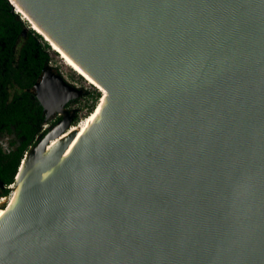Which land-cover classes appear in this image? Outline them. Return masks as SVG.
<instances>
[{
	"label": "water",
	"instance_id": "obj_1",
	"mask_svg": "<svg viewBox=\"0 0 264 264\" xmlns=\"http://www.w3.org/2000/svg\"><path fill=\"white\" fill-rule=\"evenodd\" d=\"M22 1L108 102L43 179L81 90L37 82L64 117L0 179L3 207L40 162L0 219V264H264V0Z\"/></svg>",
	"mask_w": 264,
	"mask_h": 264
},
{
	"label": "trees",
	"instance_id": "obj_2",
	"mask_svg": "<svg viewBox=\"0 0 264 264\" xmlns=\"http://www.w3.org/2000/svg\"><path fill=\"white\" fill-rule=\"evenodd\" d=\"M24 23L19 19L18 14L14 12L13 6L9 0H0V39L6 44H0V56L8 57L6 64L0 67V84L1 91H6L8 86L10 90H15L12 98H0V138L5 133L17 132L16 140L13 143L21 142L15 148H4L0 139V179L9 185L15 181L21 159L28 150L29 143L33 140L35 132L41 126L38 117H43V107L38 100L31 97L28 88H33L35 83L41 78L44 64L46 63V55L41 54V50L37 46V40L32 35L25 38L22 35ZM33 32L43 39L38 32ZM14 38L22 39L24 46L20 62L23 63L24 56H27L26 63H20L17 68L11 64V57L7 54L12 51ZM46 44L49 46L47 41ZM43 56V57H42ZM101 93L98 92L94 96L93 102L88 107L87 114L82 117H75L74 123L83 120L96 107ZM37 111L39 114H35ZM5 194H9V188H5Z\"/></svg>",
	"mask_w": 264,
	"mask_h": 264
},
{
	"label": "bare ground",
	"instance_id": "obj_3",
	"mask_svg": "<svg viewBox=\"0 0 264 264\" xmlns=\"http://www.w3.org/2000/svg\"><path fill=\"white\" fill-rule=\"evenodd\" d=\"M13 3L17 7V11L21 12L22 15L29 21H32L33 28L37 30V32L41 33L42 36L51 44L54 50H57L63 61L71 66L75 71L79 72L83 75L87 81L93 84L102 92V98L99 106L91 112L83 121L78 125L69 126V133H66V130L60 137H53L50 140V144L47 147V151L45 155H49L52 153L58 145L63 143L72 133H75V139L67 149V151L62 155L59 164L53 167L51 170L45 172L43 174V179H48L59 167L62 163L67 159L70 155L76 144L86 135V133L101 119L103 115V111L108 102V92L104 85L101 83L99 79L95 77V75L91 72V70L56 36H54L49 29L41 23V21L27 8L25 3L22 0H12ZM29 21V22H30ZM31 23V22H30ZM60 110L58 106L53 107L50 110ZM88 119V120H87ZM87 120V121H86ZM29 160V157H28ZM27 158L24 160L22 167L20 169V173L18 175V182L13 186V192L7 200V205L0 207V219L10 211L15 205L20 201L21 192L23 186L30 176V174L38 167L39 163L36 164L35 167L28 169V161Z\"/></svg>",
	"mask_w": 264,
	"mask_h": 264
},
{
	"label": "flooded vegetation",
	"instance_id": "obj_4",
	"mask_svg": "<svg viewBox=\"0 0 264 264\" xmlns=\"http://www.w3.org/2000/svg\"><path fill=\"white\" fill-rule=\"evenodd\" d=\"M14 12L16 14H18V17L19 19L24 23V29L22 31V35L25 37V38H28V35H32L34 40H37V39H40L44 42L45 46H48L46 44V42L42 39V38H39L34 32H33V28L31 27V25L27 22H25L22 18V13L20 14L19 11H15ZM26 24H29V28L26 26ZM35 31V30H34ZM0 44L4 45L6 44L5 42H3L1 39H0ZM50 44V43H48ZM40 46V43L38 42L37 40V46ZM23 46H24V42L22 39H18V38H14V45L12 47V51H10L7 55L9 57H11V64L17 68L19 66V64L21 63L20 62V58H21V55H22V49H23ZM39 48V47H38ZM49 48V46H48ZM41 50V54H44L46 55V63L44 64V67H43V72H42V76L41 78L37 81L39 82L43 77H44V74H45V71L46 69H49L51 73L55 74V75H58V76H61L65 82H67L68 84H70L71 86H74L80 90H83V88H81L77 83L75 82H72L71 80H69L57 67H53L51 64H50V57H49V54L47 53V51L45 50L44 52L42 51V48H39V51ZM43 57V56H42ZM26 60H27V56H24V60L23 63L25 62L26 63ZM8 61V57H3V56H0V67L1 65H3L4 63L6 64V62ZM23 63H21L23 65ZM37 82L35 83V85L33 86V88H28L27 90L31 92V97L33 99H36L39 101V103L42 105L41 101L39 100L38 96H37V88H36V84ZM1 88H2V85L0 84V98H6V96H9V98H12L14 93H15V90H10L9 86H8V89L6 91L2 90L1 91ZM74 97L70 98L69 100L73 99ZM68 100V101H69ZM67 101V102H68ZM65 104V107L68 108L69 110V115L70 117H76L77 115V111L79 110V107L75 106V107H70L68 106V104ZM43 107V105H42ZM35 114H39V112L35 111L34 112ZM42 114H43V117L39 116L38 117V122L40 123L41 122V126L38 127V130L35 132L34 134V137H33V140L29 143L28 145V149L35 145L41 138H43L47 133L48 131L60 120L63 119V115L60 114L58 112V109L56 110H51L50 112L46 111L43 107V110H42ZM53 116V117H52ZM73 119V121H74ZM51 121V123L48 125H43L44 122H49ZM1 141H2V144L4 146V148H10L11 146L13 148H15L17 145H19L21 142L17 141L15 143H13L12 141L18 139L17 138V132L16 131H13L12 133H5L4 135H2V137L0 138ZM5 190V189H4ZM4 190L2 191L3 194H1V196H7V194L4 193Z\"/></svg>",
	"mask_w": 264,
	"mask_h": 264
},
{
	"label": "rangeland",
	"instance_id": "obj_5",
	"mask_svg": "<svg viewBox=\"0 0 264 264\" xmlns=\"http://www.w3.org/2000/svg\"><path fill=\"white\" fill-rule=\"evenodd\" d=\"M22 17H23L22 19L25 22H27V23H29L31 25V23L23 15H22ZM29 24H26V26L28 28L30 27ZM31 27L33 28L32 25H31ZM37 40H38V42L41 45V47L39 45H38V47L39 48H42V51L43 52L46 50L47 53L49 54L50 64L53 67H57L69 80H71L72 82L77 83L81 88H83V90H81V94L80 95L74 97L73 99H71V100H69L67 102L68 106H70V107H75V106L79 107V110L77 111L78 113H77L76 116L77 117H82V116H84V115L87 114L88 107L93 102V99L92 98L94 96H96V94L98 92L101 93V97L99 98V101L97 102L96 106H99L100 101H101V98H102V92L97 87H95L93 84L89 83L87 81V79L83 75H81L79 72L75 71L71 66H68L63 61V58H61L60 53L57 50H54L53 47L51 46V44H49V48H48V46H45V44H44V42L42 40H40V39H37ZM43 40L44 41H47L44 37H43ZM47 43H49V42L47 41ZM48 112H50V111H48ZM80 122H81V119L79 120L78 123H74V121H72V125H78ZM50 123H51V121H49L48 123L47 122H44L43 125H47V124L49 125ZM69 132L70 131L68 129L66 131V133H69ZM1 194H3V193L1 192ZM1 194H0V203L2 204V203L5 202V200H4V198H1L2 197Z\"/></svg>",
	"mask_w": 264,
	"mask_h": 264
},
{
	"label": "built area",
	"instance_id": "obj_6",
	"mask_svg": "<svg viewBox=\"0 0 264 264\" xmlns=\"http://www.w3.org/2000/svg\"><path fill=\"white\" fill-rule=\"evenodd\" d=\"M82 121H83V120H81V122H82ZM81 122H80V123H81ZM80 123H79V124H80Z\"/></svg>",
	"mask_w": 264,
	"mask_h": 264
}]
</instances>
